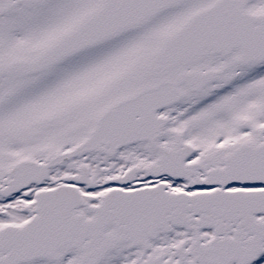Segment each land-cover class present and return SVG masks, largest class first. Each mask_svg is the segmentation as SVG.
Masks as SVG:
<instances>
[{"label": "snow or ice", "instance_id": "obj_1", "mask_svg": "<svg viewBox=\"0 0 264 264\" xmlns=\"http://www.w3.org/2000/svg\"><path fill=\"white\" fill-rule=\"evenodd\" d=\"M0 264H264V0H0Z\"/></svg>", "mask_w": 264, "mask_h": 264}]
</instances>
